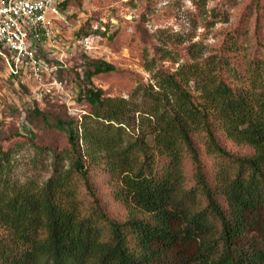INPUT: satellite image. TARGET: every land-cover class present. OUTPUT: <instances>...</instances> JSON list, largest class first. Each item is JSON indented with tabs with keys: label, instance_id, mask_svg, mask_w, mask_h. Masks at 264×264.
I'll return each mask as SVG.
<instances>
[{
	"label": "trees",
	"instance_id": "trees-1",
	"mask_svg": "<svg viewBox=\"0 0 264 264\" xmlns=\"http://www.w3.org/2000/svg\"><path fill=\"white\" fill-rule=\"evenodd\" d=\"M225 45L173 72L144 54L154 84L136 86L129 100L85 89L89 110L80 121L48 124L42 115L65 133L69 163L54 153L40 186L11 178L12 152L0 145V264H264L253 242L239 245L257 229L264 234V56L242 63L238 39ZM156 52L171 58L165 48ZM92 68V75L112 71L102 62ZM224 140L250 152L232 153ZM200 144L215 161L210 182ZM95 168L124 220L105 213L90 178ZM191 241L199 246L194 257L174 255Z\"/></svg>",
	"mask_w": 264,
	"mask_h": 264
},
{
	"label": "rangeland",
	"instance_id": "rangeland-1",
	"mask_svg": "<svg viewBox=\"0 0 264 264\" xmlns=\"http://www.w3.org/2000/svg\"><path fill=\"white\" fill-rule=\"evenodd\" d=\"M68 1L73 16L69 25L60 26L67 57L60 63L57 53H53L55 57L47 52L48 66L58 67L42 84L10 76L0 57V145L12 152L11 178L20 184L44 183L52 174L54 153L63 154L64 166L69 163L65 133L47 127L42 115L48 124H54L55 119L80 121L89 110L82 97L85 89L129 100L136 86L154 84L152 73L144 65V54L155 59L156 68L173 72L182 64L225 52L227 39L234 36L239 42L240 62L245 57L264 56V0ZM76 20L80 27H74ZM158 47L169 51L171 58H159ZM96 62L111 66L112 71L92 75ZM223 144L232 153L250 152L225 140ZM198 148L210 182L215 161L204 154L202 144ZM184 170L191 186L194 171L189 160ZM90 178L105 213L124 220L127 213L112 199L107 176L95 168ZM81 199L87 203L84 196ZM258 221V227H264L263 215ZM259 233L258 229L249 233V240L239 245L247 250V243L253 242L264 251V234ZM198 247L191 241L176 248L174 255L191 259Z\"/></svg>",
	"mask_w": 264,
	"mask_h": 264
},
{
	"label": "built area",
	"instance_id": "built-area-1",
	"mask_svg": "<svg viewBox=\"0 0 264 264\" xmlns=\"http://www.w3.org/2000/svg\"><path fill=\"white\" fill-rule=\"evenodd\" d=\"M64 2L0 0V57L10 76L42 84L58 67L48 66L47 52L53 56L57 53L60 63L66 59L60 26L69 25L73 15ZM74 27H80L79 20Z\"/></svg>",
	"mask_w": 264,
	"mask_h": 264
}]
</instances>
